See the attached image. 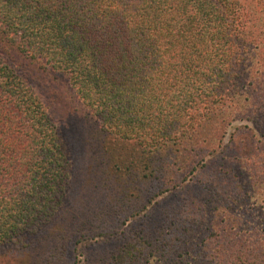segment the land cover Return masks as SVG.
<instances>
[{"label":"trees","instance_id":"obj_1","mask_svg":"<svg viewBox=\"0 0 264 264\" xmlns=\"http://www.w3.org/2000/svg\"><path fill=\"white\" fill-rule=\"evenodd\" d=\"M263 28L264 0H0V239L49 220L54 239L73 214L105 225L107 209H144L136 221L164 256L174 237L199 244L207 220L218 259L262 258L264 205L250 209L236 196L264 182ZM25 67L65 74L88 112L83 180L19 73ZM234 122L251 125L228 132ZM157 179L170 180L127 203ZM185 179H204L212 191L201 213L186 211L192 196H179L176 226L167 194L154 197L182 193ZM65 200L68 223L59 219Z\"/></svg>","mask_w":264,"mask_h":264},{"label":"rangeland","instance_id":"obj_2","mask_svg":"<svg viewBox=\"0 0 264 264\" xmlns=\"http://www.w3.org/2000/svg\"><path fill=\"white\" fill-rule=\"evenodd\" d=\"M256 58L264 59V53L257 51ZM18 71L37 93L54 122L61 140L66 146L73 175L78 178L76 180H83L79 178L80 175L83 177L85 174L86 165L90 159V156L87 155V138L92 135L91 125L93 122L88 118V112L70 86L67 76L60 72L30 67L20 68ZM242 123L251 125L249 122H234L233 125L227 126L226 130L229 132L234 125ZM169 180L157 179L147 188L133 189L131 197L126 194V197L130 198L127 203L130 205L135 203L137 198L150 194L161 183H168ZM171 180L178 183L180 181V179ZM200 180L204 179H185L180 184L188 186L181 191L182 193H179V187H174L171 191L154 197V200H158L167 194L164 202H167L171 210L175 211L174 217L171 218L174 225L177 226L184 216L182 212L185 207L181 206L184 198L179 196H185L186 202L187 198L192 196L186 211L189 207L191 213H201L205 209L203 207V204L207 202L205 195L211 196L207 190L212 191V188L211 186H201ZM259 183L257 187L249 185V188L245 189V197L239 198L238 194L236 196L250 209L264 205V182L262 180ZM247 184L246 180L241 181V186L247 187ZM170 187L168 186V188ZM68 202L70 200L64 201V210H61L59 218L67 223L73 214L66 208ZM244 205L242 209H244ZM114 212L116 210L107 209L100 214L106 217L105 225L97 220L93 221V218L86 220L83 215L73 214L76 216L75 223L67 229H59L64 236L54 239L49 236L50 232L57 230V226H52L53 220L44 221L36 228L26 230L18 235L0 239V264H264V254L262 258H254L249 262H247L248 258L246 261H242V259L239 261L236 257L218 259L212 249L213 238L207 236L210 225L207 220L204 221V229H202L204 233L199 244H183L182 241L175 240L178 237H174L169 240L171 244L168 243L171 245L170 254L164 256L151 245H156L159 248L163 246L158 240L154 242V240L145 238V228L139 225L141 221H136L138 214L146 212L144 209L133 216H130L127 210H123L119 214ZM219 217L214 220L216 221ZM255 219L254 217L253 220ZM96 225L102 228H96ZM172 228L174 227L168 224V229ZM258 228L259 226L255 231L248 232L247 235L252 237L257 235L260 233ZM86 230L100 234L94 233L89 238L85 236ZM82 231V236L78 238ZM172 233L174 236L180 237L178 233ZM75 239H77L76 242ZM250 239L243 244L249 245ZM164 242L167 243V240L165 239ZM248 250L256 256L259 255L258 247L250 246ZM146 251L150 254L145 253Z\"/></svg>","mask_w":264,"mask_h":264}]
</instances>
